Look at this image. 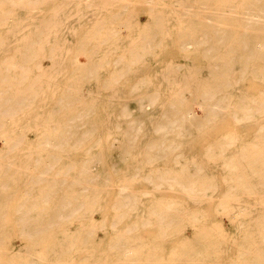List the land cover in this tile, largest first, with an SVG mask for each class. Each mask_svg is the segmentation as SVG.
Here are the masks:
<instances>
[{"label":"bare ground","instance_id":"1","mask_svg":"<svg viewBox=\"0 0 264 264\" xmlns=\"http://www.w3.org/2000/svg\"><path fill=\"white\" fill-rule=\"evenodd\" d=\"M112 1L0 0V264H213L225 242L264 264V202L240 205L264 195V0H171L191 21L183 56L151 70L148 55L168 49L162 27H146L85 91L109 61L86 54L120 48L104 32L124 28L113 23L127 8L105 13ZM73 44L79 64L58 98Z\"/></svg>","mask_w":264,"mask_h":264},{"label":"rangeland","instance_id":"2","mask_svg":"<svg viewBox=\"0 0 264 264\" xmlns=\"http://www.w3.org/2000/svg\"><path fill=\"white\" fill-rule=\"evenodd\" d=\"M166 1V3L164 2ZM113 0L112 3H110V5H106L107 9L105 11V13L107 12H111V11H119L121 10V8L126 7L127 10L124 14H122L120 16V19L117 20L116 23H113V25H120L122 27H124L121 31L118 32H112V31H106L104 33H111V37H115L113 38V41L116 39L118 42H120V45H118L120 48L116 49V50H106L104 51V49L102 50V52L100 53H96V52H90L88 54H86V56L92 60H96L98 58L101 57H107L109 58V61L107 63H104L105 66V70L107 71L106 73L103 74V77L99 78L97 81L94 80V82H91L90 86L85 87V91H89L90 88L91 89H95V82H99V84L103 83V79L104 77H110L112 69L116 66L119 65L118 62H116L115 60L118 58H123V57H131L132 54L131 53H126L123 52L122 48H127V47H131V46H137L135 42H137L135 40V37H142L146 34H148V31L145 30L146 27H162V31H161V38L163 37V39L166 40V44H167V49L168 51L166 52H160L157 53L155 55H148L150 62H149V68L151 70L154 71L155 67H159V66H165L167 64L166 60H169L171 58L174 57H182L183 55L176 53L174 50L177 48V43H178V38H177V34L179 33L181 27L179 26L181 23H186V22H191V21H178L177 18H175L176 16L172 13L171 11V6H168V2H170L171 0ZM61 2V1H59ZM152 8V9H151ZM152 10L154 13H156L157 15H159L160 17L158 18H154L151 19L150 15H149V10ZM131 14V15H130ZM104 14H100L95 18H101L103 17ZM72 20L73 18L71 17V14L69 13L67 15V17H65L62 20L63 22H67L70 25L74 26L72 24ZM194 21V20H193ZM192 21V22H193ZM198 23V22H195ZM93 25L92 23L90 25H87V27H83L84 29L80 31L78 36H82L84 34V32H91L90 28H92ZM183 29H185V31L187 30H191L190 28L184 26L182 27ZM71 30V29H68ZM62 31V30H61ZM184 31V32H185ZM193 31V30H191ZM102 34V33H99ZM74 35V34H73ZM76 36V37H78ZM99 37V36H95ZM73 38V36L70 34L68 35V39L71 40ZM77 39V38H76ZM94 41H97L96 39H94ZM77 47L73 44L70 46V50H69V54L67 55V61L65 64V73L59 76V81L60 82V92H59V83H58V92H57V97L59 98L61 96V92L62 89L64 88V83L65 82H69L72 83V74L74 69L76 68V66L79 64L78 62L74 63L75 61V57H77V52H76ZM192 57H201L202 55L200 53H194L191 55ZM155 59V60H154ZM93 63V62H92ZM47 65V64H46ZM94 65H97V63H94ZM135 65H140V64H135ZM120 66V65H119ZM139 74L132 77L131 80L127 81L126 79H120L119 80V84H130V83H136L138 82V78H139ZM88 80V79H87ZM261 85V86H260ZM259 86V87H258ZM264 88V83L260 84V83H255V88L254 89L255 92L258 91L260 89V87ZM160 91L162 93H164V86L160 87ZM105 92V91H104ZM167 97V96H165ZM169 98V97H167ZM163 100V98H162ZM105 103L102 102L101 106H104ZM62 110L57 113V115L54 117L56 119H58L59 121L63 120L64 116L66 115V112L64 111L62 114ZM69 112H71V109L69 110ZM26 114L24 112H22L20 114V117H25ZM252 132V131H251ZM21 152V151H19ZM114 160L118 161V154L115 153ZM106 161V159H105ZM99 167L102 169L103 167V162H99ZM158 166H154V167H148V168H155ZM144 169H147V167H145ZM115 182H112V184ZM166 193V192H165ZM170 194V193H168ZM257 194V193H256ZM249 194V195H244L243 198L241 200H244L242 204H240L242 207H252L251 205L254 204H258L264 202V195L262 194ZM222 193L219 192L217 194V196L214 197L213 201H210V203H206L204 205V208H208L210 206H214L215 204H217V206L220 204V201L222 200ZM246 205V206H245ZM237 208L239 209L240 206L237 205ZM239 216V215H238ZM212 217L217 220L219 223H221L223 225L224 231H226L227 235L230 236L232 233H234V227L233 225L230 223V216L228 214H225L223 212H218L213 210L212 212ZM225 226V227H224ZM246 226V225H245ZM234 231V232H233ZM247 231V230H246ZM245 232V231H244ZM186 235L189 238H192L193 236V228L189 227L186 231H185ZM234 237V235H233ZM232 241L234 240L235 242L239 243L242 240V235L239 237L231 239ZM230 240H228L229 242ZM178 240H172L170 243H167V245L169 247H174L176 245H179ZM15 245L18 247L21 245V240L20 239H15ZM250 247V246H249ZM226 248H231L234 250V252L236 251L235 249H239L241 250V246H229V243H223V246L219 248V255L216 256V259L214 261L213 264H229L233 259H242L241 261H243V264L246 263H251L250 257L252 256H238L235 253H222V251ZM252 248V247H251ZM196 260H192V261H188V262H195Z\"/></svg>","mask_w":264,"mask_h":264}]
</instances>
